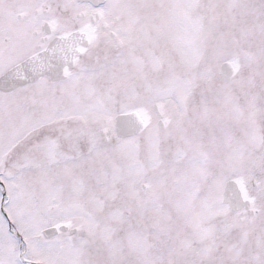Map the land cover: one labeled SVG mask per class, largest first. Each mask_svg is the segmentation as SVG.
I'll list each match as a JSON object with an SVG mask.
<instances>
[{
	"label": "snow or ice",
	"instance_id": "1",
	"mask_svg": "<svg viewBox=\"0 0 264 264\" xmlns=\"http://www.w3.org/2000/svg\"><path fill=\"white\" fill-rule=\"evenodd\" d=\"M0 264H264V0H0Z\"/></svg>",
	"mask_w": 264,
	"mask_h": 264
}]
</instances>
